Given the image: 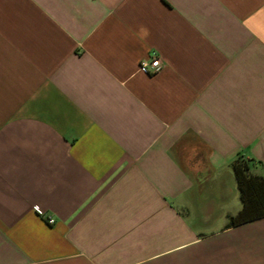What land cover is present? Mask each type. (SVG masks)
Here are the masks:
<instances>
[{
    "label": "crops",
    "instance_id": "0c3cea01",
    "mask_svg": "<svg viewBox=\"0 0 264 264\" xmlns=\"http://www.w3.org/2000/svg\"><path fill=\"white\" fill-rule=\"evenodd\" d=\"M240 156L264 0H0V264H264Z\"/></svg>",
    "mask_w": 264,
    "mask_h": 264
},
{
    "label": "trees",
    "instance_id": "16d2710c",
    "mask_svg": "<svg viewBox=\"0 0 264 264\" xmlns=\"http://www.w3.org/2000/svg\"><path fill=\"white\" fill-rule=\"evenodd\" d=\"M253 167L254 160L241 156L232 163L242 208L230 217L229 226L264 218V177L255 174Z\"/></svg>",
    "mask_w": 264,
    "mask_h": 264
},
{
    "label": "built area",
    "instance_id": "2783aa9c",
    "mask_svg": "<svg viewBox=\"0 0 264 264\" xmlns=\"http://www.w3.org/2000/svg\"><path fill=\"white\" fill-rule=\"evenodd\" d=\"M162 63L159 57L153 56L150 60H143L141 62L140 68L145 72H156L160 70ZM48 222L50 224L54 223V220L49 218Z\"/></svg>",
    "mask_w": 264,
    "mask_h": 264
},
{
    "label": "rangeland",
    "instance_id": "374dc122",
    "mask_svg": "<svg viewBox=\"0 0 264 264\" xmlns=\"http://www.w3.org/2000/svg\"><path fill=\"white\" fill-rule=\"evenodd\" d=\"M183 164H185V165H186V160H183Z\"/></svg>",
    "mask_w": 264,
    "mask_h": 264
}]
</instances>
